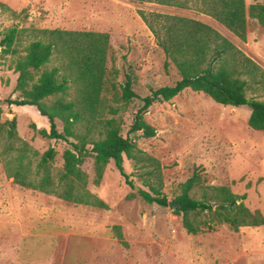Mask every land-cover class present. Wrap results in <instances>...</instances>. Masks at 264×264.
<instances>
[{"label":"rangeland","instance_id":"1","mask_svg":"<svg viewBox=\"0 0 264 264\" xmlns=\"http://www.w3.org/2000/svg\"><path fill=\"white\" fill-rule=\"evenodd\" d=\"M264 0H245L248 8ZM156 11L192 17L208 23L232 41L264 69V27L247 19L246 40L241 41L213 18L192 8L130 0H0V39L16 26L26 30L22 51L32 29L94 30L109 33L106 62V105L116 108L125 135L141 98L150 88L171 85L180 76L156 43L138 11ZM14 56L0 53V124L15 118L17 135L37 152L32 170L48 147H53V174L62 169V152L68 144L34 131L31 124L49 129L47 119L34 106L7 104L15 98ZM53 60L48 66L55 65ZM133 71L134 90L125 106L119 100L123 71ZM69 90L68 98H72ZM264 99L248 90L247 97ZM250 108L222 105L202 92L186 89L168 101L152 104L144 119L156 129L153 137L134 136L137 148L159 162L160 194L168 201L180 193V185L196 169L201 184L190 191L200 198L207 185H226L251 210L264 216V131L251 129ZM110 116L109 114H106ZM59 130L62 124L57 120ZM7 143L5 126L0 127V264H264V225L233 230L212 221L191 234L182 224V214L173 206L143 199L139 190L153 194L148 183L157 185L148 162L124 158L132 180L125 183L113 162L95 182L93 158L81 165L86 188L106 207L69 202L53 194L21 187L5 173L2 150ZM19 144V141L16 143ZM208 216L198 217V221ZM119 226L121 237L113 226Z\"/></svg>","mask_w":264,"mask_h":264},{"label":"trees","instance_id":"2","mask_svg":"<svg viewBox=\"0 0 264 264\" xmlns=\"http://www.w3.org/2000/svg\"><path fill=\"white\" fill-rule=\"evenodd\" d=\"M130 1L192 8L213 18L241 41L246 40L248 17L264 27V3L260 2L247 8L245 0ZM138 14L164 52L165 69L171 62L180 78L171 85L149 89V93L141 98L142 105L135 112L125 135L121 133L122 120L116 117L118 110L108 107L103 97L108 32L32 29V37L21 51L17 46L26 30L16 26L5 30L0 39V53L14 56L13 71L17 74L14 89L18 92L15 98H7L6 103L34 106L47 119L49 129H38L31 124L33 130L68 144L62 152V169L57 176L52 169L56 153L53 147L40 154L32 170L28 153L34 156L37 152L17 135L16 119L5 120L0 127L5 126L7 143L1 155L5 173L14 183L69 202L106 207L86 188L87 176L81 165L84 158L92 157L95 182H98L111 161L125 183L132 186L124 168L126 157L152 165L147 173L154 175L157 185L147 184L153 194L140 189L143 199L168 205L167 198L157 188L162 183L159 162L137 148L134 136H155L156 129L144 119V114L152 104L168 101L185 89L202 92L222 105H247L250 108L248 126L264 131V99L247 97L248 90L264 96V69L257 62L206 22L156 11L139 10ZM53 60L57 63L48 66ZM134 81L131 68L124 70L119 84V100L123 106L132 98L139 97L134 90ZM69 90H72V98H68ZM57 120L62 124L61 130L57 127ZM200 182L201 177L194 169L174 198L177 203L174 211L182 214V224L188 233L195 234L201 224L210 226L212 221L227 224L233 230L264 225L260 210L248 208L242 201L244 195L234 193L229 186L207 185L200 198L191 196L190 191L199 187ZM202 215L208 218L198 221ZM113 227L120 238L119 226Z\"/></svg>","mask_w":264,"mask_h":264},{"label":"water","instance_id":"3","mask_svg":"<svg viewBox=\"0 0 264 264\" xmlns=\"http://www.w3.org/2000/svg\"><path fill=\"white\" fill-rule=\"evenodd\" d=\"M213 206L216 205V203H212ZM168 206H173V207H176L177 206V203L175 201H168Z\"/></svg>","mask_w":264,"mask_h":264},{"label":"crops","instance_id":"4","mask_svg":"<svg viewBox=\"0 0 264 264\" xmlns=\"http://www.w3.org/2000/svg\"><path fill=\"white\" fill-rule=\"evenodd\" d=\"M208 24V23H207ZM211 26V25H210ZM228 30V29H227ZM219 32V31H218ZM220 33V32H219ZM221 34V33H220ZM232 42V41H231ZM233 43V42H232ZM176 71H177V69H176ZM178 73V72H177ZM179 74V73H178ZM180 76V75H179ZM176 81V80H175ZM186 90V89H185ZM191 90V89H190ZM184 91V90H183ZM193 91V90H192Z\"/></svg>","mask_w":264,"mask_h":264}]
</instances>
